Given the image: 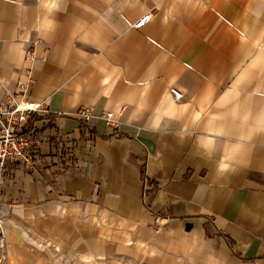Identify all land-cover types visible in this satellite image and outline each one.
Instances as JSON below:
<instances>
[{"label": "crops", "instance_id": "obj_1", "mask_svg": "<svg viewBox=\"0 0 264 264\" xmlns=\"http://www.w3.org/2000/svg\"><path fill=\"white\" fill-rule=\"evenodd\" d=\"M9 93L49 112L35 166L9 170L0 247L264 264V0H0Z\"/></svg>", "mask_w": 264, "mask_h": 264}, {"label": "built area", "instance_id": "obj_2", "mask_svg": "<svg viewBox=\"0 0 264 264\" xmlns=\"http://www.w3.org/2000/svg\"><path fill=\"white\" fill-rule=\"evenodd\" d=\"M149 18L150 14L143 15L134 26L143 27ZM31 84L32 81H29L21 88L25 89ZM170 92L177 102L184 97L183 92L175 87H171ZM48 112L45 103L11 93L7 95L5 102H0V199L12 166L19 165L25 168L35 166L39 155L40 135L30 127V123L35 115ZM77 116L85 124L95 118L91 106L81 107L77 111ZM102 117L108 126L114 129L119 127L120 121L112 113H105ZM2 224L3 219L0 217L1 227Z\"/></svg>", "mask_w": 264, "mask_h": 264}, {"label": "rangeland", "instance_id": "obj_3", "mask_svg": "<svg viewBox=\"0 0 264 264\" xmlns=\"http://www.w3.org/2000/svg\"><path fill=\"white\" fill-rule=\"evenodd\" d=\"M21 240L19 244L13 246L3 242L0 247V264H100L73 257L24 234Z\"/></svg>", "mask_w": 264, "mask_h": 264}]
</instances>
